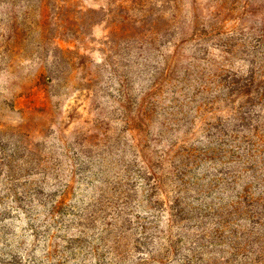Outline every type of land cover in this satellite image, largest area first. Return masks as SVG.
<instances>
[{"label": "rangeland", "instance_id": "1", "mask_svg": "<svg viewBox=\"0 0 264 264\" xmlns=\"http://www.w3.org/2000/svg\"><path fill=\"white\" fill-rule=\"evenodd\" d=\"M130 1L0 0V264H133L144 257L126 240L117 252L103 248L93 239L103 222L80 226L71 214L40 216L44 226L34 234L10 210L12 200L32 183L56 192L79 169L70 204L98 196L102 176L92 172L127 158L131 122L140 117L135 100L142 102L168 57L177 58L182 81L171 80L165 96L178 86L199 93L196 101L217 86L211 74L218 68L239 70L253 59L264 66L251 53L261 58L264 51V0H176L174 19L169 0H148L151 15L140 22L133 20L140 6L131 10ZM158 122L134 133L158 145ZM216 162L203 168L215 172L223 166Z\"/></svg>", "mask_w": 264, "mask_h": 264}, {"label": "trees", "instance_id": "2", "mask_svg": "<svg viewBox=\"0 0 264 264\" xmlns=\"http://www.w3.org/2000/svg\"><path fill=\"white\" fill-rule=\"evenodd\" d=\"M168 3L174 4V19L178 2ZM137 5L141 13L133 20L140 22L151 15L153 4L131 0L129 8ZM157 17L164 20V12ZM251 53L264 62V51L261 58ZM176 61L172 55L157 67L144 99L135 100L141 118L131 122L130 153L121 168L92 172L102 176L96 182L103 184L86 206L84 201L70 204L81 169L73 170L56 192L46 193L45 184L32 183L21 194L24 198L16 194L10 210L21 214L34 234L44 226L40 216L71 214L80 226L83 221L103 222L93 239L111 252L128 241L144 256L133 264H264V66L253 59L239 70L218 68L211 74L217 86L196 101L199 93L178 86L165 96L171 80L182 81L175 76ZM156 118L164 130L158 145L145 133H134L142 125L149 129ZM199 132L201 138L196 137ZM209 161L223 166L215 172L204 169ZM45 227L48 231L53 224ZM81 240L87 238L71 241Z\"/></svg>", "mask_w": 264, "mask_h": 264}]
</instances>
